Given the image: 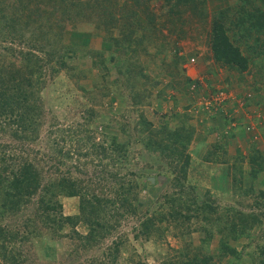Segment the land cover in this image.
Instances as JSON below:
<instances>
[{
    "label": "trees",
    "instance_id": "16d2710c",
    "mask_svg": "<svg viewBox=\"0 0 264 264\" xmlns=\"http://www.w3.org/2000/svg\"><path fill=\"white\" fill-rule=\"evenodd\" d=\"M162 1L169 5L167 14L154 16L149 11V0H122L119 5H115V0L114 3L112 0H0V135L8 139L0 142V264H29V256L21 245L33 244L32 239H40L45 234L51 239H67L70 249L65 255L70 259V264H123L118 262V256L122 244L129 242L127 234L109 238L114 226L99 217L100 210L115 223L126 215L135 217L136 225L130 227L135 240L142 238L141 241L153 240L162 244L165 242V231L174 230L173 235L183 244L167 246L169 250L163 252L158 264H220L224 258L228 264H244L245 255L254 264H264V190L260 186L257 189L251 186L257 175L264 171L261 151L250 153L246 160L247 190L243 189L246 181L242 177L239 160L235 159L236 162L230 164L226 157L221 161L231 168L230 173L226 171L230 174L232 192L238 196L243 193L251 196L250 207L247 205L249 211H240L226 204L217 205L210 199L208 191L199 195L194 184L186 182L190 158L185 153V147L191 139L192 127L185 122V111L181 114L175 111L171 117L178 118V124L174 127L161 125L160 132L152 129L150 122L138 114L139 119L132 125V131L137 134L145 131L148 136L152 134L155 137L156 140L140 137V143L151 155L158 152L166 158L157 174L163 173L168 184L154 202L137 215L135 204L138 192L144 186L153 185L155 175H149L144 170L135 173L130 168L134 153L130 152L133 139L131 134H127L125 125L120 126L125 136L121 140L114 134L105 133L103 128L96 137L95 131H87L93 110L84 108L82 104L79 113L83 120L78 122L79 125L75 124L80 128L73 129L80 133H75L74 140L70 137L66 148L59 144V140H49L53 133L49 128L45 130L48 138H39L41 119L45 116L42 96L46 85L45 64L51 60H56L58 64L48 72L66 66V59H70L76 51V46L68 42L67 37L65 39L66 35L78 36L83 45L88 41L85 33L64 30L63 24L70 16H78L104 32V49L88 50L93 66L106 68V61H111L117 49H131L118 62L122 70L117 67L119 75L111 81L114 84L122 82L121 75L137 79L141 76L144 66L138 56V47L150 60L158 58L161 63L165 62L162 55L170 52V62L166 64L173 65L176 73L168 72L173 76L165 83L164 89L175 91L186 88L183 90L185 92L193 87L196 89L197 82L184 74L182 65L189 62L191 56L179 52L177 43L178 39L184 37V32L177 30V27L183 25V13L197 12L201 19L204 0ZM223 14L224 11H220L215 16L210 29L209 57L229 70L245 71L247 58L242 55L240 43H237L242 35L229 38L223 27ZM251 21L257 30L260 26L264 27V11L253 15ZM162 29L168 35L162 34ZM158 37L160 42L157 48L148 50L146 45L143 47L144 39L150 41ZM107 48H110L109 51L105 50ZM37 52L45 55V58ZM130 53L135 57L134 62L130 60ZM174 77L178 79L175 86L171 83ZM101 78L104 79V76ZM127 86L136 98L132 106L139 109L138 104L145 102L135 89L139 81L127 83ZM91 94L88 97L90 101L98 102L101 95ZM183 107L184 110L189 108L188 105ZM218 117L221 118V134L224 135L227 132L223 133V128L232 118L226 115ZM53 118L58 119L56 116ZM56 122L53 121L52 125ZM69 132L73 133L72 130ZM163 134L168 136L167 141L158 138ZM42 142L43 147L40 148L38 144ZM33 144L37 147H32ZM88 155L92 157L87 159ZM80 156L85 161H80ZM90 166L91 171L88 172ZM148 177H153L154 181H149ZM227 177L222 179V183H227ZM263 183L262 177L258 185ZM60 197L78 199V215L81 217L82 214L86 232L75 229L77 214L63 213ZM253 227L260 228L254 240L248 238ZM199 229L204 232L200 244L197 247L188 246L185 237ZM214 234H219V238L215 251L210 252L208 241ZM240 237L248 241L237 249L230 241ZM105 239L109 243L100 246L99 256H87L88 250H94ZM16 240L20 244L19 249L14 247ZM134 264L145 263L137 259Z\"/></svg>",
    "mask_w": 264,
    "mask_h": 264
},
{
    "label": "rangeland",
    "instance_id": "374dc122",
    "mask_svg": "<svg viewBox=\"0 0 264 264\" xmlns=\"http://www.w3.org/2000/svg\"><path fill=\"white\" fill-rule=\"evenodd\" d=\"M112 2L114 3V0ZM121 2L122 0H115V5H119ZM203 3L204 11L201 19L196 15L197 12H186L181 15L183 25L177 27V30L180 29L184 32V37L178 39L179 52L191 56L189 62L182 65L184 74L197 82L196 89L195 87L190 88L188 92L183 91L186 88L175 91L171 88L164 89L165 83L173 76V74L172 76L168 75V72L176 73L173 65L166 64L170 62V52L162 55V58L165 57V62L161 63L158 58L150 60L151 58L138 47H136L138 56L140 55L144 66L141 76L137 79L133 76L127 78L121 75L122 82L118 81L114 84L111 81L119 75L117 67H120V64L118 62L131 49H117L111 61H106V68L93 66L88 50L104 49L102 48L104 32L102 29H96L93 24L79 19L78 16L66 18L63 24L64 30L85 33L88 37L87 44L83 45L78 36L66 35L65 39L67 37L68 42L76 46L72 57L66 59V66L59 67V70L52 72L48 71H51L52 67H58V64L55 63L56 60L55 62L51 60L44 66L47 69L46 85L42 90L45 116L41 119L39 138L47 139L45 130L49 128L53 132L50 134L49 140H59V144L66 148L69 145L70 137L72 140L76 138L74 136L76 131L73 129L80 128L75 124L79 125L83 120L79 113V107L82 104L85 105L84 108L93 110L87 131H95L96 137H99V132L103 128L105 133L114 134L121 140L125 136L120 131V126L125 125L127 134H131L133 139L130 152L134 153L131 157L130 168L135 173L144 170L149 175H155V183L144 186L138 192L135 204L137 215L143 213L145 208L154 202L158 194L167 188L168 181L163 173L157 174L158 169L166 162V158L158 152L151 155L140 143L142 138L155 139V137L152 134L148 136L145 131L140 134L135 133L132 131V125L139 119L138 114H141L146 121L150 122L152 129L160 132L161 125L166 124L174 127L178 124V118L171 117L175 111L179 114L185 111L186 116H183L185 122L192 127L191 139L185 147V153L190 158L186 182L194 184L195 191L199 195L209 192L210 199L214 200V204H226L240 211H249L251 196L244 193L238 196L237 193L232 192L229 184L230 174H228L231 168L228 167L229 164L226 166L221 161L226 157L230 164L239 160L243 169L242 177L246 181L243 183V189L247 190L249 187L248 162L246 161L248 155L254 154L257 150L264 155V27L260 26L257 30L251 21L253 15L264 11V0H204ZM168 7L169 5L163 4L162 0H149V11L154 16L166 15ZM220 11H224L223 27L228 32L229 38L232 35H242L237 43H240V51L247 58L245 71L229 70L224 66L217 65L209 57L208 36L212 23L216 19L215 16L219 15ZM161 33L168 35L163 29ZM152 39L150 41L144 39L143 47L146 45L148 50L157 48L160 42L159 37L156 40ZM109 49L105 50L109 51ZM37 54L43 59L45 58V55L40 52ZM129 56H132V53ZM130 60L134 62L135 57L132 56ZM102 76L104 79L101 78ZM176 79L174 77L171 82L174 86L178 81ZM137 80L139 86H136V92L138 91V94L142 95L140 99L145 101L138 104L139 109L132 106L133 99L136 98L131 95L129 86H127V83H136ZM108 89L110 90L108 91ZM158 91H161L160 95ZM91 93L101 95L98 102L90 101ZM221 94L222 96H220ZM220 97L223 98L220 99ZM185 105L189 106L186 110L183 109ZM223 115L232 118L231 122L223 128V133L227 132L224 135L221 134L222 127L219 120L221 118L218 117ZM54 116L58 119L55 120ZM53 121L57 122L52 125ZM67 127L70 128L67 129ZM69 130H72L73 133ZM78 133L80 132L76 134L79 135ZM140 137L142 138L140 139ZM158 138L163 141L168 140L166 134ZM6 140L8 139L4 135H0V142ZM38 146L43 147V142ZM32 147L35 148L37 145L33 144ZM92 156L88 155L86 158ZM79 158L80 161H85L82 156ZM87 171H91V166ZM226 176H228L227 183H222V179H226ZM262 177L264 178V171H261L253 181L251 185L253 189L260 186L264 190V183L258 185V180ZM94 190L95 193H98L96 188H93ZM60 202L64 214H77L78 221L75 224V229L79 232H86L87 226L81 218L82 214L81 217L80 214L78 215V199L76 197H60ZM82 213L85 215L84 212ZM99 215L100 218L114 226L109 238L121 233L127 234L129 242L122 244L118 256V262L123 264H134L137 259H141L145 264H158L161 255L165 253L164 251L169 250V247H178L183 244V241L173 235L174 230L165 231V242H161L162 244L154 243L153 240L141 241L142 238L135 240L130 231V227L136 225L135 217L126 215L121 218L119 223H115L112 219L106 218L104 211L100 210ZM259 229L253 227L249 231L248 238L256 239ZM203 237V230L192 231L185 237L186 244L190 247H197ZM218 238L219 234H214L208 241L210 252L215 251ZM31 241L33 244L23 243L21 245L22 250L29 256V264H70V259L65 255L70 249L67 239L63 237L51 239L45 234L41 235L40 239L36 238ZM247 241V238L240 237L234 241L231 240L230 243L239 249ZM106 243L108 244L109 240L105 239L94 250H88L87 256H99L100 246L103 247ZM14 244L16 249L20 248L18 241ZM249 260L245 255L244 264H254ZM220 264H228V260L224 258Z\"/></svg>",
    "mask_w": 264,
    "mask_h": 264
},
{
    "label": "water",
    "instance_id": "95a60500",
    "mask_svg": "<svg viewBox=\"0 0 264 264\" xmlns=\"http://www.w3.org/2000/svg\"><path fill=\"white\" fill-rule=\"evenodd\" d=\"M148 179H149V181H151V182L153 181V177H148Z\"/></svg>",
    "mask_w": 264,
    "mask_h": 264
},
{
    "label": "built area",
    "instance_id": "2783aa9c",
    "mask_svg": "<svg viewBox=\"0 0 264 264\" xmlns=\"http://www.w3.org/2000/svg\"><path fill=\"white\" fill-rule=\"evenodd\" d=\"M220 93H221V92H220ZM220 93H219V94H220ZM220 96H222V94H221ZM221 98H223V97H220V99H221ZM216 99H217V98H216ZM219 101H220V100H219Z\"/></svg>",
    "mask_w": 264,
    "mask_h": 264
}]
</instances>
